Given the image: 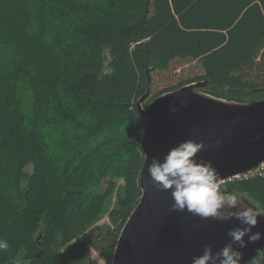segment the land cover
I'll return each instance as SVG.
<instances>
[{"label":"trees","instance_id":"obj_1","mask_svg":"<svg viewBox=\"0 0 264 264\" xmlns=\"http://www.w3.org/2000/svg\"><path fill=\"white\" fill-rule=\"evenodd\" d=\"M106 1L0 0V239L8 244L0 264H99L93 250L112 264L142 196L139 101L199 82L231 102L264 98V0ZM52 3L81 16L75 30L56 26ZM176 61H196L203 73L155 91L154 74ZM49 130L76 133L69 154H56ZM113 143L128 195L99 225L109 192H94L91 172ZM222 187L264 204L260 171ZM245 264H264V250Z\"/></svg>","mask_w":264,"mask_h":264},{"label":"water","instance_id":"obj_2","mask_svg":"<svg viewBox=\"0 0 264 264\" xmlns=\"http://www.w3.org/2000/svg\"><path fill=\"white\" fill-rule=\"evenodd\" d=\"M194 84L206 83L184 85L155 98L147 110L141 108L147 119L141 140L145 152L140 174L142 198L121 232L112 264H192L205 246L212 245L215 254L229 243V229L246 227L235 218L221 222L171 210V190L157 189L148 175L152 157L162 160L171 147L189 138L205 142L196 158L211 160L224 181L264 162V99L222 108L224 102L195 91ZM244 105L250 106L241 107ZM163 206L171 215L169 223L162 214ZM252 231L264 233V216ZM263 250L264 237L249 242L240 249L239 263L255 259Z\"/></svg>","mask_w":264,"mask_h":264},{"label":"clouds","instance_id":"obj_3","mask_svg":"<svg viewBox=\"0 0 264 264\" xmlns=\"http://www.w3.org/2000/svg\"><path fill=\"white\" fill-rule=\"evenodd\" d=\"M205 147L203 140H183L171 147L162 160L152 157L151 163L147 164V172L154 187L171 190V210H187L202 219L212 218L221 222L235 218L246 225L229 229V243L215 254L212 245L205 246L203 253L193 258L192 264H239L242 257L240 249L264 237V233L252 231L259 217L264 216V204L246 205L236 192L222 187L223 181L213 162L196 158ZM7 248V242L0 239V252Z\"/></svg>","mask_w":264,"mask_h":264},{"label":"rangeland","instance_id":"obj_4","mask_svg":"<svg viewBox=\"0 0 264 264\" xmlns=\"http://www.w3.org/2000/svg\"><path fill=\"white\" fill-rule=\"evenodd\" d=\"M77 1L87 2V3H97V4L100 2L107 3L106 0H77ZM39 3L43 4L44 2H43V0H30V7L32 8ZM50 7L55 9V13L52 16V18H53V21L56 24V26H58L62 29H67V30H68V27H71V28H73V30H75V26L77 25V19H78V17H79V19L81 18V16L78 13L64 11L62 9L63 8L62 5H59L57 3H54V4L52 3L50 5ZM79 19H78V21H79ZM67 25H68V27H67ZM2 61H3V59H2ZM201 73H203V70H202L201 66L196 61L190 62V63L182 62V61H176L171 65L169 70L162 71V72H156L154 74V78L156 81L155 91H162V90H165L169 87L176 86L179 83H181L182 81H184L188 78H192L194 76H197ZM205 87H206V84L205 85L194 84L193 89L195 91H201L203 93H206V92L202 91V89ZM24 91H25V98L23 97L22 102H23L24 108L26 110H28L33 103V98H32L31 91L28 87H25ZM255 100H260V99H254L251 101H255ZM248 102H250V101H248ZM137 108L140 111H141V108L144 110H147V105H145V101L142 103H141V101H139L137 103ZM58 109L60 111L63 110L61 108L60 103L58 105ZM140 114H141V112H140ZM142 117L144 118L145 122L142 119L144 125H143L142 131H141L140 143H141V140H142L145 128H146V124H147V119L143 115H142ZM54 121L56 122V120H54ZM55 130L57 131L58 128H56ZM49 132H50V130H49ZM50 133H52L53 135H58V136H56V139H54V141H53L54 137L52 138V141H53L52 146L55 149L56 154L60 155L61 157L65 153L69 154V152H71V148H68L66 146L68 144H74L76 142V133L73 130H69L65 134H54L53 132H50ZM52 134H51V136H52ZM56 142H58V143H56ZM116 145H117L116 143H113L111 149L108 150V152H105L104 155L99 154L97 156L95 163L93 164V170L91 172V179H92L91 184H92V189L94 190V192L99 193V194L109 192V195L106 199V202L104 203V207L102 209V212H101V214L97 220V221H99L98 222L99 225H102L104 223H108L109 221L112 222V218H113L114 213H118L119 211H121L123 209V207L121 206V202H123L124 199L128 195L127 175L121 170L123 153L121 151L113 152ZM111 153L113 155L109 157V155ZM143 154L145 155V152ZM107 157H109V158L107 159ZM262 164H263V167L260 166V168H261L260 170L264 171V162ZM32 169H33L32 165H28L26 167L27 172H31ZM256 172H259V169H254V170L248 171L244 174H240L239 176L232 177L231 179H233V178L235 179V178H239L242 176L254 174ZM231 179H227V180H231ZM227 180H225V181H227ZM238 195H239L240 199L243 201V203H245V204L249 203L251 205L255 204L246 195H242V194H238ZM141 198H142V196L139 198V202L141 201ZM138 204H139L138 202H137V204H135V207L132 210V212L135 210V208L138 206ZM92 255H93L94 259H96L98 261L99 264L105 263L104 259L102 258L101 254L98 251L93 250ZM24 256L27 257V254H25ZM15 264H31V262L26 261L23 258H20L19 261L16 262Z\"/></svg>","mask_w":264,"mask_h":264},{"label":"bare ground","instance_id":"obj_5","mask_svg":"<svg viewBox=\"0 0 264 264\" xmlns=\"http://www.w3.org/2000/svg\"><path fill=\"white\" fill-rule=\"evenodd\" d=\"M210 98H216L218 100H220V102H224V105L222 106V108H227V109H231L230 106H233V105H238L239 106V103L238 102H228L227 100H223L221 98H217V97H214V96H211L209 94H205V93H202ZM250 105H244V106H241V107H248ZM224 182V180H222ZM246 205H249L248 203ZM181 212H185V213H189L190 215L194 216V214L188 212L187 210H184V211H181ZM162 214L164 216V218L166 219V221L169 223V221L172 219L171 218V215L169 214L167 208L165 206L162 207Z\"/></svg>","mask_w":264,"mask_h":264},{"label":"built area","instance_id":"obj_6","mask_svg":"<svg viewBox=\"0 0 264 264\" xmlns=\"http://www.w3.org/2000/svg\"><path fill=\"white\" fill-rule=\"evenodd\" d=\"M261 167H263V164L261 165ZM258 169L260 172L264 173V171L260 170L261 169L260 167Z\"/></svg>","mask_w":264,"mask_h":264}]
</instances>
